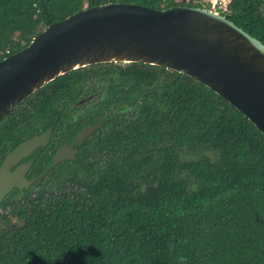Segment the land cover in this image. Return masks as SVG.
<instances>
[{"label":"trees","instance_id":"trees-1","mask_svg":"<svg viewBox=\"0 0 264 264\" xmlns=\"http://www.w3.org/2000/svg\"><path fill=\"white\" fill-rule=\"evenodd\" d=\"M199 1L0 0V61L86 4L203 8ZM219 13L264 44V0H230ZM92 80L108 83L101 105L123 112L62 179L50 172L23 200L6 202L13 207L0 213V264H264V134L186 74L136 62L63 74L0 121V157L37 129L68 137L63 99L81 98ZM88 109L90 122L105 113ZM200 148L218 160L179 163L181 153Z\"/></svg>","mask_w":264,"mask_h":264},{"label":"water","instance_id":"water-1","mask_svg":"<svg viewBox=\"0 0 264 264\" xmlns=\"http://www.w3.org/2000/svg\"><path fill=\"white\" fill-rule=\"evenodd\" d=\"M145 63L186 74L241 111L264 134V44L222 14L202 7L156 10L134 3L84 8L48 26L0 61V121L39 88L70 71L99 63ZM94 129V128H93ZM90 129H87L88 132ZM52 128L16 146L0 167V203L20 193L33 161L22 158L46 145ZM69 146L52 167L74 158Z\"/></svg>","mask_w":264,"mask_h":264},{"label":"flooded vegetation","instance_id":"flooded-vegetation-1","mask_svg":"<svg viewBox=\"0 0 264 264\" xmlns=\"http://www.w3.org/2000/svg\"><path fill=\"white\" fill-rule=\"evenodd\" d=\"M118 64H122L123 66L128 63H118ZM104 85L107 87L108 83H104V82L96 83L93 81L92 82L87 81L84 85H82V90H80V91H83V93L80 94L81 98L76 99L75 97L71 96L72 98L69 97L68 99H63L62 104H66L70 106L69 107V111H70L69 124L72 125L73 127V130L71 131V134L68 137H66V135L62 133L55 135L53 127H49L46 131H40V132L37 129L34 133H29L25 138H23L20 141V143H22L34 136L42 135L45 132H47L50 128H52V133L50 135L48 143L45 146L41 145L38 148H36L30 155L26 156L25 158H22L19 161V163L13 166V168L11 169V170H14L19 165L28 163L29 161H33V164L31 165V167L26 173V179L28 180L35 179V181L28 189H24L23 196L19 200H15L14 197H16L20 193V190L18 188L12 189L5 196L3 201L0 203V213H3L4 210H6V207H10V205H6V202H16V201L23 200L24 197L26 196V192L30 190L31 187L35 185V183H38L40 180L44 178H46L47 180L50 179V175H49L50 172L58 176L57 179L59 178L62 179L65 176V173H64L65 170L69 167L74 166L72 162L76 161L79 154H87L89 152H92V148L94 145H90V144L95 142L94 140L96 137H99L100 130L103 129L108 122L113 121V119L117 117V115L120 112H123L120 109L119 110L115 109L114 106H112V108L105 109V107L101 105L102 101H104V97L107 96L106 95L107 92L103 88ZM121 102H122L121 99L115 100L116 105H118V107L120 108L121 106L119 105L122 104ZM93 106H94V110L102 109V111L104 110L105 112L104 113L105 115L103 114L102 119L97 122L96 121L90 122L91 121L90 119L86 120V114H87L86 112L89 111L88 107L92 108ZM131 110H132V106L128 104V107L126 106V111H131ZM71 116L73 117V120L71 119ZM59 118L60 116L58 115L56 119V123L59 121ZM66 123H67L66 121L63 122V124L65 125ZM87 129H90V130L87 132L86 131ZM20 143H18V145ZM65 146L70 147L69 148L70 152H75L74 158H65L64 160L59 161L55 166L52 167L54 156L59 151V149ZM96 147H97V150L99 151L102 148V146H96ZM11 151L6 153L4 157L2 158L0 157V167L3 163V160L6 158V156ZM44 158L50 159V163H48L47 166L45 164L46 160H43ZM36 159H41L42 161L41 166L42 167L46 166V168L43 169L42 167L40 168L34 167L36 163ZM59 165H61L62 167L58 170H55V168L58 167ZM3 203H5V205H2Z\"/></svg>","mask_w":264,"mask_h":264},{"label":"rangeland","instance_id":"rangeland-1","mask_svg":"<svg viewBox=\"0 0 264 264\" xmlns=\"http://www.w3.org/2000/svg\"><path fill=\"white\" fill-rule=\"evenodd\" d=\"M199 2L202 3L203 8L210 9V7H209L210 5L206 4L204 2V0H200ZM85 8H88L87 4H86ZM114 75H115L114 77H116L118 79V73H116ZM117 81H119V80H117ZM100 82L102 83V81H100ZM103 82H105V81H103ZM96 83H98V81ZM217 158H218V155L215 154L214 152H211V151L209 152V151L204 150L203 148H200L197 151H191V152L185 151L184 153H181L180 159L178 158V160H179V163H183L184 161H186L188 159H194V160L195 159H210L212 162H215L218 160ZM187 176H188V174H186V173L181 175L182 178L187 177ZM12 207H13L12 205L10 207H6V210H4V213H6L10 209H12Z\"/></svg>","mask_w":264,"mask_h":264},{"label":"built area","instance_id":"built-area-1","mask_svg":"<svg viewBox=\"0 0 264 264\" xmlns=\"http://www.w3.org/2000/svg\"><path fill=\"white\" fill-rule=\"evenodd\" d=\"M204 2L210 5V10L219 13V11L227 10L230 0H204Z\"/></svg>","mask_w":264,"mask_h":264}]
</instances>
